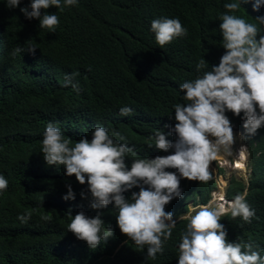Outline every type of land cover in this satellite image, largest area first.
I'll use <instances>...</instances> for the list:
<instances>
[{
    "label": "trees",
    "instance_id": "obj_1",
    "mask_svg": "<svg viewBox=\"0 0 264 264\" xmlns=\"http://www.w3.org/2000/svg\"><path fill=\"white\" fill-rule=\"evenodd\" d=\"M229 2L237 0H78L63 10L55 6L45 10L58 16L53 32L20 11L31 0H21L12 9L0 0V174L8 181L7 189L0 191V264H178L186 221L177 222L155 259L147 258V248L141 249L120 231L114 204L93 209L88 185L66 175L64 166L48 165L41 142L49 122L73 143L84 135L91 138L100 124L125 138L121 143L132 149L126 157L129 167L132 159L170 154L172 150L148 145L154 143L157 130L176 139L171 132L174 106L187 103L180 85L218 66L226 51L220 15ZM240 2V10L229 14L256 23L264 34V25L255 20L264 15V7L257 11L254 0ZM160 17L179 18L187 34L161 48L151 30L152 20ZM33 45L34 54L28 51ZM17 47L22 51L13 55ZM201 60L206 67L198 69ZM72 73L79 91L62 86L66 74ZM124 106L133 109L131 115L119 114ZM226 115L232 126L243 118V113ZM246 140L252 167L248 185L232 178L226 194L233 199L247 191L246 201L255 216L247 223L229 215L221 223L230 242H251L264 257V126ZM68 185L75 200L64 199ZM180 187L182 196L165 206L174 219L188 211L189 202L207 204L216 183L211 173L207 182L181 177ZM134 191L139 187L124 195L130 198ZM69 211L101 215L113 234L90 248L68 231ZM28 213L30 219L22 223L18 215ZM45 216L47 220L42 219Z\"/></svg>",
    "mask_w": 264,
    "mask_h": 264
},
{
    "label": "clouds",
    "instance_id": "obj_2",
    "mask_svg": "<svg viewBox=\"0 0 264 264\" xmlns=\"http://www.w3.org/2000/svg\"><path fill=\"white\" fill-rule=\"evenodd\" d=\"M5 2L9 9L21 4V0ZM77 2L31 0L20 11L28 19H39L40 28L54 32L59 24L58 16L45 10L51 6L63 10V7L73 6ZM242 2L248 3L250 0ZM261 7H264V0H254L253 9L258 11ZM224 8L226 12L220 15L222 23L219 29L223 37L222 47L226 51L218 66L214 65L211 70L203 71L195 79L180 85L187 103L174 106L176 123L171 132L176 139L171 141L163 131L157 130L153 136L154 143L148 145H154L164 152L172 150L170 154L132 159L129 167L126 157L132 149L126 143H121L125 138L119 133L110 134L100 124L95 126L91 138L84 135L74 143L54 122H49L43 132L41 152L47 164L62 165L66 175H75L80 184H87L93 209L114 204L120 231L141 249L146 247L147 258L155 259L157 253L163 251L164 241L172 236L177 221L171 211L165 210V206L173 198L182 196L181 177L207 182L212 173L216 183L215 176L222 177L223 168L228 165L232 171L247 174L248 180L243 182L248 185L252 173L251 148L246 136L252 137L264 126V34H261L256 23L229 14L240 10V0L225 3ZM255 20L259 25H264V15L255 17ZM151 30L161 48L187 34L179 18L153 19ZM36 49L33 45L29 46L28 51L34 54ZM20 51L22 49L17 47L13 55ZM205 67L204 60L197 65L198 69ZM75 75L66 74L62 86L71 85L79 91L78 82L73 83ZM226 111L236 116L243 113V118L232 126ZM132 112L131 107L124 106L119 114L129 116ZM245 130L244 141L242 132L245 133ZM236 139L231 160L218 158L220 149L231 151ZM210 162L212 169H209ZM219 162L224 166L220 167ZM237 163L245 167L237 168ZM167 169H176L179 175ZM7 187V179L0 174V191ZM134 187H139V191L132 192L131 197L126 198L124 193ZM215 189L207 204L196 207L189 205L188 211L179 217V220L187 223L178 246V264H264V257L254 250L251 242H230L227 229L221 223L229 215L233 219L241 217L244 222L251 223L255 210L246 201L247 191L229 199L227 194L217 195ZM81 196L86 198L87 194L82 192ZM75 198V192L68 185L64 199ZM68 215V231L92 249L113 234L112 228L104 227V220L99 214L89 217L84 211L75 215L69 211ZM30 216L31 213L20 214L18 219L26 223ZM42 219L47 220L48 217Z\"/></svg>",
    "mask_w": 264,
    "mask_h": 264
},
{
    "label": "rangeland",
    "instance_id": "obj_3",
    "mask_svg": "<svg viewBox=\"0 0 264 264\" xmlns=\"http://www.w3.org/2000/svg\"><path fill=\"white\" fill-rule=\"evenodd\" d=\"M242 135L244 136L243 139L245 141L246 130H245V133L242 132ZM236 144H237V139H236V143L232 147L231 151H226L223 148H221L220 151L217 154V157L218 158H225L226 157V158H229V160H231L230 156H231L232 150L235 148ZM224 167L225 168H223V170H224L223 176L222 177H219L217 175L215 176L216 177V185H217V188L215 189V192L216 193H220L221 191H223L224 195H226L227 186L229 185V182H230V180L232 178H235V179H238V180H242V181H246V180H248V175L244 174V173L241 174L240 171L239 172L232 171V169L228 165L224 166ZM215 173H216V171H215ZM217 189H218V191H216ZM189 205H191L192 207L198 206V205L193 204V202H189L188 206ZM179 217L180 216L175 218L176 221L179 220Z\"/></svg>",
    "mask_w": 264,
    "mask_h": 264
},
{
    "label": "bare ground",
    "instance_id": "obj_4",
    "mask_svg": "<svg viewBox=\"0 0 264 264\" xmlns=\"http://www.w3.org/2000/svg\"><path fill=\"white\" fill-rule=\"evenodd\" d=\"M210 165H211V166H210ZM237 165H242V163H237L236 166H237ZM209 166H210L209 169H212V164H211V162L209 163ZM244 167H245V166L243 165L241 168H244ZM237 168H240V167L237 166ZM256 186H257V185H256ZM221 194L224 195L223 191H221V192L218 193L217 195H221Z\"/></svg>",
    "mask_w": 264,
    "mask_h": 264
},
{
    "label": "built area",
    "instance_id": "obj_5",
    "mask_svg": "<svg viewBox=\"0 0 264 264\" xmlns=\"http://www.w3.org/2000/svg\"><path fill=\"white\" fill-rule=\"evenodd\" d=\"M219 164H220V167H223L224 166V164L222 162H219Z\"/></svg>",
    "mask_w": 264,
    "mask_h": 264
},
{
    "label": "snow or ice",
    "instance_id": "obj_6",
    "mask_svg": "<svg viewBox=\"0 0 264 264\" xmlns=\"http://www.w3.org/2000/svg\"><path fill=\"white\" fill-rule=\"evenodd\" d=\"M238 167H242L243 165H237Z\"/></svg>",
    "mask_w": 264,
    "mask_h": 264
},
{
    "label": "water",
    "instance_id": "obj_7",
    "mask_svg": "<svg viewBox=\"0 0 264 264\" xmlns=\"http://www.w3.org/2000/svg\"><path fill=\"white\" fill-rule=\"evenodd\" d=\"M179 220H177V222H178Z\"/></svg>",
    "mask_w": 264,
    "mask_h": 264
}]
</instances>
